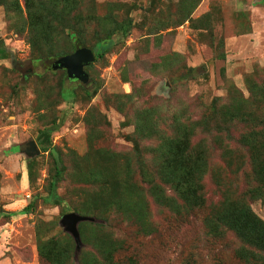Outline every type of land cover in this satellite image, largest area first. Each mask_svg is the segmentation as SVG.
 Here are the masks:
<instances>
[{
    "label": "rangeland",
    "instance_id": "obj_1",
    "mask_svg": "<svg viewBox=\"0 0 264 264\" xmlns=\"http://www.w3.org/2000/svg\"><path fill=\"white\" fill-rule=\"evenodd\" d=\"M8 1L0 5V264H48L38 255L46 240L71 251L75 242L61 226L69 213L96 220L84 222L80 239L97 260L101 245L117 249L114 264L259 263L248 254L259 246L247 247L219 221L212 234L204 219L235 202L264 222V180L255 177L264 174V0H69L87 46L114 21L133 24L125 40L84 68L98 87L91 99L82 82L50 68L56 57L45 58L48 49L73 53L69 40L40 27L42 59L32 60L24 0ZM65 90L73 95L63 97ZM147 110L161 116L166 134L173 116L196 124L188 141L196 160L205 161L197 179L203 207L171 208L154 186L168 196L171 187L141 179L142 162L155 176L150 150L159 141L136 133L137 115ZM54 123L52 145L66 169L57 187L65 206L57 207L43 201L55 168L38 142ZM31 141L38 153H31ZM130 171L138 194L128 189ZM34 198L33 211L22 213ZM103 222L105 228L97 226ZM257 259L264 262V253Z\"/></svg>",
    "mask_w": 264,
    "mask_h": 264
},
{
    "label": "trees",
    "instance_id": "obj_2",
    "mask_svg": "<svg viewBox=\"0 0 264 264\" xmlns=\"http://www.w3.org/2000/svg\"><path fill=\"white\" fill-rule=\"evenodd\" d=\"M13 1L16 2V0ZM8 2V0H0V5L7 6ZM68 5L69 0H47L45 3L40 1L37 5H35L31 0H24V10L27 14L28 24L31 31V35H27V38L35 53L32 60L42 59L41 54L36 53L39 51L41 44L39 35L40 27L46 29L47 31H53L59 35L65 36L69 40L73 52L80 45L91 49L95 54L96 60L101 59L106 54L110 53L131 33V28L133 27L131 19L114 21L112 29L94 32L92 37L93 42L91 45L87 46L84 38L86 28L82 24V20L77 18V15L72 16L75 8L70 9ZM186 20L187 18L184 21ZM182 22L183 21L181 20L179 25ZM46 33L47 32L43 30V34L45 35ZM42 38H44V36H42ZM68 54L63 52L54 54L51 49H48L46 51L45 58L51 59L52 57H56L52 59L54 60ZM86 67L88 66H85L84 68ZM64 73L67 78L65 70ZM80 84L86 97L89 99L93 98L97 93L98 87L95 83H91L89 77L87 84ZM233 92L236 93L237 90H233ZM72 95V90L63 91V97ZM216 102L217 99L212 102L213 114H215ZM147 111H144L143 117L137 115L135 124L136 133L140 135V138H158L159 141L157 142V145L150 150L152 153L151 155L155 176H152L148 171V169H150V165H148L147 162L146 164L142 162V169L140 170L141 179L145 182H149V180H152L153 178H158L164 185L171 187V191L175 196H168L166 193L164 194L162 189H158L154 186L155 197L163 201L165 205L171 208H180L183 209L185 213H188L196 208L203 207L205 201L202 193L197 187V179L200 178L205 171V161L199 162L196 160L197 153L196 155L193 154L194 149L188 141L189 137H191L197 129L196 124L191 119H186L184 122L180 116H173L169 125L171 132L170 134H166L159 128L161 116L153 113L152 110ZM233 111L241 110L234 109ZM57 130L58 126L54 123L43 128L38 134V142L41 151L49 152L53 156L55 173L49 185L48 194L43 201L45 204L54 207L65 206L64 201L57 193V187L66 169L58 154L54 151L51 141V135ZM131 164V161L127 162L128 167H130ZM255 174L257 180H264V174L262 175L259 172ZM132 175L133 173L130 171L128 173V180L130 181L128 189L132 193L138 194L136 192L137 189H134L131 185ZM175 199H180V204L174 203ZM34 201L35 198L31 200L29 205L22 210V213L30 214L33 211ZM222 208L223 209H221L219 213H215L211 216V212L204 219L205 226L209 229L210 233L213 234L214 232H218L220 230V227L217 228L213 226V222L219 221V223L223 225L222 227L233 231L239 239L246 243L247 247H251L253 245L259 246H256L259 248V251L250 252L248 254L259 262L257 264H264V262L261 263L257 259V256L261 258V253H264V222L244 204L228 202V204L224 205ZM66 209L69 211L67 207ZM120 210L121 213L124 212L125 214L134 217L138 223L142 221L140 213H136L123 207H120ZM105 212L106 210H103L98 213L103 215L100 217L102 220H106ZM104 222L102 224H97V226L105 228ZM85 224L86 223L83 222L78 225L81 237L83 236V226ZM59 246L60 243L57 240H46L40 242L38 244V255L40 259L48 264H111L113 261V255L117 250L112 246H106L104 248L103 246L98 245L97 251L99 253L100 260H97L96 258H90L89 254L85 252L84 249H81L78 253H76V245L75 248L71 249V251L68 248L63 249ZM242 249L243 248H240V251H242ZM246 249L247 248H244L245 251H250V249ZM246 262H248L247 259Z\"/></svg>",
    "mask_w": 264,
    "mask_h": 264
},
{
    "label": "water",
    "instance_id": "obj_3",
    "mask_svg": "<svg viewBox=\"0 0 264 264\" xmlns=\"http://www.w3.org/2000/svg\"><path fill=\"white\" fill-rule=\"evenodd\" d=\"M94 52L84 46H78L75 51L69 55L54 59L50 63L52 69H64L68 79L80 81L83 84L88 83V76L84 72V67L95 62ZM31 153H38L36 144L31 141L29 143ZM96 221L92 217L82 216L76 213H69L63 216L61 220V226H63L65 232H67L74 240L76 245V253L81 249L82 243L80 239V233L78 225L83 222Z\"/></svg>",
    "mask_w": 264,
    "mask_h": 264
}]
</instances>
